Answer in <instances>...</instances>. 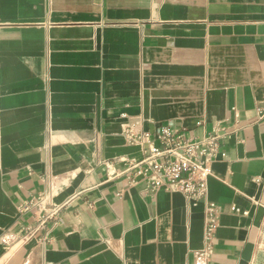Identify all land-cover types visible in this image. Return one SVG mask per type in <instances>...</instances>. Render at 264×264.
Here are the masks:
<instances>
[{
  "label": "crops",
  "instance_id": "0c3cea01",
  "mask_svg": "<svg viewBox=\"0 0 264 264\" xmlns=\"http://www.w3.org/2000/svg\"><path fill=\"white\" fill-rule=\"evenodd\" d=\"M138 121L230 132L203 262V203L108 174ZM41 193L64 207L30 236ZM263 233L264 0H0V264H257Z\"/></svg>",
  "mask_w": 264,
  "mask_h": 264
},
{
  "label": "built area",
  "instance_id": "2783aa9c",
  "mask_svg": "<svg viewBox=\"0 0 264 264\" xmlns=\"http://www.w3.org/2000/svg\"><path fill=\"white\" fill-rule=\"evenodd\" d=\"M202 124L203 121L198 123ZM229 133L216 127L202 137H194L187 128L171 124H159L155 130L148 131L142 121L129 123L123 136L128 145L139 148L140 157L128 158L123 173L110 172L112 164H106L109 176L132 173L135 179L146 182L153 192L165 188L182 193L191 205L204 204V249L197 254L201 262L209 258L213 249L221 215L219 206L208 200V181L212 176V164L220 155L222 140ZM63 207L53 202L47 193L33 198L23 208L34 211L35 225L28 228V234L31 236L45 229L49 222L58 225ZM231 209L238 211L235 207Z\"/></svg>",
  "mask_w": 264,
  "mask_h": 264
},
{
  "label": "rangeland",
  "instance_id": "374dc122",
  "mask_svg": "<svg viewBox=\"0 0 264 264\" xmlns=\"http://www.w3.org/2000/svg\"><path fill=\"white\" fill-rule=\"evenodd\" d=\"M261 255L259 257V260L257 261V264H264V233L263 237L261 238Z\"/></svg>",
  "mask_w": 264,
  "mask_h": 264
}]
</instances>
